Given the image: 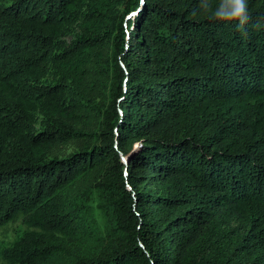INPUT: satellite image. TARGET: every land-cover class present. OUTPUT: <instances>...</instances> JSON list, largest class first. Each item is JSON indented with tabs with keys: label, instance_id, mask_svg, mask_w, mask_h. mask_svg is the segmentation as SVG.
Returning <instances> with one entry per match:
<instances>
[{
	"label": "trees",
	"instance_id": "obj_1",
	"mask_svg": "<svg viewBox=\"0 0 264 264\" xmlns=\"http://www.w3.org/2000/svg\"><path fill=\"white\" fill-rule=\"evenodd\" d=\"M197 4L0 0L6 264H264V0Z\"/></svg>",
	"mask_w": 264,
	"mask_h": 264
},
{
	"label": "clouds",
	"instance_id": "obj_2",
	"mask_svg": "<svg viewBox=\"0 0 264 264\" xmlns=\"http://www.w3.org/2000/svg\"><path fill=\"white\" fill-rule=\"evenodd\" d=\"M191 14L205 16L209 21L235 23L241 33L250 20L248 0H198Z\"/></svg>",
	"mask_w": 264,
	"mask_h": 264
},
{
	"label": "rangeland",
	"instance_id": "obj_3",
	"mask_svg": "<svg viewBox=\"0 0 264 264\" xmlns=\"http://www.w3.org/2000/svg\"><path fill=\"white\" fill-rule=\"evenodd\" d=\"M133 12H134V10H128L126 12V19L129 17L132 18L134 16V14H132ZM124 24H125V22H124ZM25 228H27L29 230H31V229L39 230L38 227H35L32 225L27 226L26 222L22 218V215H19L15 220H11V221L7 222L6 224L0 226V250L4 246L8 245V242H10L11 240H13L16 237L17 231H20V230L25 229ZM0 264H6L1 253H0Z\"/></svg>",
	"mask_w": 264,
	"mask_h": 264
}]
</instances>
